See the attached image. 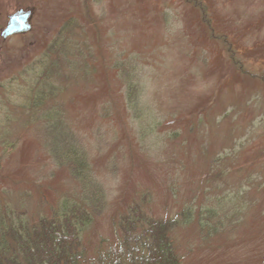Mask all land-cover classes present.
<instances>
[{
  "label": "rangeland",
  "instance_id": "rangeland-1",
  "mask_svg": "<svg viewBox=\"0 0 264 264\" xmlns=\"http://www.w3.org/2000/svg\"><path fill=\"white\" fill-rule=\"evenodd\" d=\"M26 5L32 32L0 37V210L34 226L81 194L49 152V124L61 121L104 197L85 264L117 257V222L133 208L137 235L170 222L182 264H264V0ZM68 21L76 49L51 57L55 90L38 102L32 87Z\"/></svg>",
  "mask_w": 264,
  "mask_h": 264
},
{
  "label": "trees",
  "instance_id": "trees-1",
  "mask_svg": "<svg viewBox=\"0 0 264 264\" xmlns=\"http://www.w3.org/2000/svg\"><path fill=\"white\" fill-rule=\"evenodd\" d=\"M73 27L74 22L68 21L47 52L48 60L44 64V72L36 77L39 80L32 85L34 91L39 92L36 99L38 102L55 90L49 72L55 66L58 68L59 62L57 64L51 57L69 55L70 48L76 49L69 39ZM58 75L59 71L56 73ZM126 84L130 88L126 92L127 100L134 110L136 88L129 81ZM40 88H44L43 93L39 91ZM32 99L34 101L33 93ZM27 105L37 106L31 101ZM60 124L61 121L49 124V152L58 167H69L70 173L79 182L81 194L74 199L61 201L52 208L48 216L41 217L34 226H30L24 213L9 207L4 211L0 210V264L87 263L85 233L101 210L104 197L100 186L89 174L84 150L65 127H59ZM142 220L139 208H133L128 214L122 215L117 224L123 241H119V251H110V254L117 257L113 259L102 254L96 264H110L109 260H113V264H182L173 246L170 222L149 221L147 228H141L137 235Z\"/></svg>",
  "mask_w": 264,
  "mask_h": 264
},
{
  "label": "flooded vegetation",
  "instance_id": "flooded-vegetation-1",
  "mask_svg": "<svg viewBox=\"0 0 264 264\" xmlns=\"http://www.w3.org/2000/svg\"><path fill=\"white\" fill-rule=\"evenodd\" d=\"M28 3V0H0V8L5 9V11L0 13L1 15H4V21L6 22L5 26L1 29L0 31V37L3 39V41H8L9 39L16 37V36H22L29 34L33 30V18H34V8L28 7L26 4ZM10 10H15V12L10 13ZM29 14L30 15V25H31V31L28 33H20V34H15L14 36L11 37H5V30L9 24L10 18L16 15H25Z\"/></svg>",
  "mask_w": 264,
  "mask_h": 264
},
{
  "label": "water",
  "instance_id": "water-1",
  "mask_svg": "<svg viewBox=\"0 0 264 264\" xmlns=\"http://www.w3.org/2000/svg\"><path fill=\"white\" fill-rule=\"evenodd\" d=\"M29 15H19L11 18L8 28L5 31L6 36H12L17 33L28 32L31 27L28 24Z\"/></svg>",
  "mask_w": 264,
  "mask_h": 264
}]
</instances>
